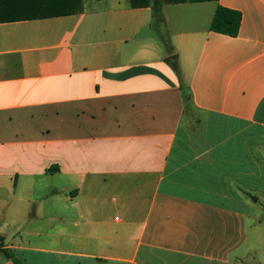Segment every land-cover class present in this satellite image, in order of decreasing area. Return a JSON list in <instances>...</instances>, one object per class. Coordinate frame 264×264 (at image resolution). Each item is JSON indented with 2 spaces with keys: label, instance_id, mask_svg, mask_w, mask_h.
Here are the masks:
<instances>
[{
  "label": "crops",
  "instance_id": "1",
  "mask_svg": "<svg viewBox=\"0 0 264 264\" xmlns=\"http://www.w3.org/2000/svg\"><path fill=\"white\" fill-rule=\"evenodd\" d=\"M58 1L82 11L0 23L5 247L25 264H264V0L164 4L161 22ZM219 7L238 36L210 29Z\"/></svg>",
  "mask_w": 264,
  "mask_h": 264
},
{
  "label": "trees",
  "instance_id": "2",
  "mask_svg": "<svg viewBox=\"0 0 264 264\" xmlns=\"http://www.w3.org/2000/svg\"><path fill=\"white\" fill-rule=\"evenodd\" d=\"M33 2L37 3L41 0H0V23L3 22H12L16 20H25L32 18H48L54 16H66L78 13L82 11V9H76L74 7H67L66 3L58 1L57 3L52 4V0L48 5V7H43L40 5L34 4V6H27L26 8L29 12H25L22 10L16 9V4L19 2ZM218 0H131V5L133 7H149L154 6L156 18L160 22L163 21V17L161 15V7L164 4H179V3H200V2H211ZM31 5V4H30ZM242 22V16L239 12L233 11L231 9H227L224 7H219L214 15L212 24L210 29L214 32L224 34L231 37H236L239 34L240 27ZM164 46L166 47L167 54L169 56V61L174 63L176 67L178 60L177 55H173L174 48L171 46L170 41L164 39ZM182 96L184 101H189V92L182 87ZM57 168L50 169V172L56 171ZM0 252L3 253L9 260L13 262V264H25L20 259L16 258L12 252L5 247L4 238L0 235Z\"/></svg>",
  "mask_w": 264,
  "mask_h": 264
},
{
  "label": "rangeland",
  "instance_id": "3",
  "mask_svg": "<svg viewBox=\"0 0 264 264\" xmlns=\"http://www.w3.org/2000/svg\"><path fill=\"white\" fill-rule=\"evenodd\" d=\"M257 209L259 210H263L264 209V200H261L258 205H257ZM263 228V226H261ZM18 228V226L14 225V223L12 221H9L8 218H6L5 220L3 218H0V234H5L6 237V243H11V237L13 234H15L16 229ZM260 229V228H259ZM261 231H263V229H260ZM259 246H263L261 244H258ZM16 255L21 258L24 257L26 259L29 260V262L31 263H43V264H48V263H56V257H50L48 258V256H42L41 254H34V253H24L22 254L21 252H17ZM260 257V256H259ZM62 258H65L64 256H62ZM260 258H264V255L261 256ZM259 260V259H258ZM11 260H9L3 253L0 252V264H9Z\"/></svg>",
  "mask_w": 264,
  "mask_h": 264
}]
</instances>
